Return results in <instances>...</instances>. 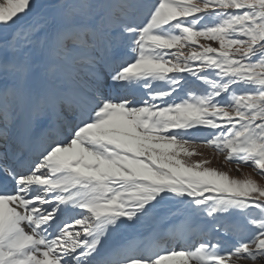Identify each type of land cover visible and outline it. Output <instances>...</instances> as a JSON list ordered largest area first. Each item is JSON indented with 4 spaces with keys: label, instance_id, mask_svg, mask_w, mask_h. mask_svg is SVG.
I'll return each instance as SVG.
<instances>
[{
    "label": "snow or ice",
    "instance_id": "obj_1",
    "mask_svg": "<svg viewBox=\"0 0 264 264\" xmlns=\"http://www.w3.org/2000/svg\"><path fill=\"white\" fill-rule=\"evenodd\" d=\"M0 264H264V0H0Z\"/></svg>",
    "mask_w": 264,
    "mask_h": 264
},
{
    "label": "rangeland",
    "instance_id": "obj_2",
    "mask_svg": "<svg viewBox=\"0 0 264 264\" xmlns=\"http://www.w3.org/2000/svg\"><path fill=\"white\" fill-rule=\"evenodd\" d=\"M201 151L204 152V156L212 160L211 166L213 167H220L224 170H227L229 165H225L223 161V157L215 156L212 152V150L207 148H202ZM201 157H195V159H200ZM230 167L234 168V165H230ZM246 171H250V169H246ZM232 175H237L235 171L232 172Z\"/></svg>",
    "mask_w": 264,
    "mask_h": 264
}]
</instances>
